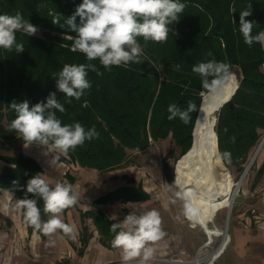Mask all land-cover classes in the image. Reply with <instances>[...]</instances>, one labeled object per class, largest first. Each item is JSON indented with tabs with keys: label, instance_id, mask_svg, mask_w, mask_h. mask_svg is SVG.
Masks as SVG:
<instances>
[{
	"label": "trees",
	"instance_id": "trees-1",
	"mask_svg": "<svg viewBox=\"0 0 264 264\" xmlns=\"http://www.w3.org/2000/svg\"><path fill=\"white\" fill-rule=\"evenodd\" d=\"M180 2L185 4L184 11L179 22L170 25L178 35L170 32L167 41L160 43L138 38L143 49L140 63L107 70L98 60L92 61L102 74L89 71L91 88L79 100L72 98L68 103V98L56 90L54 74L65 64L88 62L82 53L71 51L75 33L66 26L61 28L65 17L71 16L82 0H0V15L20 11L39 29L30 37L16 33L17 42L24 44L23 53L0 48V141L18 151L0 153V160L5 162L0 171V192L8 189L15 192L14 197L23 199L27 181L43 171L36 158L21 150L23 137L10 128L16 114L9 105L13 100L27 99L34 106L46 102L50 92H57L65 112L57 111L56 115L63 124L80 122L86 129L94 126L99 133V138L86 140L66 155L58 153L59 160L108 171L126 165L129 150H145L151 138L172 136L182 148L181 155L185 153L177 161L175 172L178 165L195 163L188 157L200 151L224 199L228 196L235 178L227 165L242 168L264 133V48L258 43L249 47L239 31L240 13L244 10L252 11L247 19L258 23L253 34L264 30V0ZM59 14L63 16L55 25L52 20ZM211 59L227 65L228 74L221 79L219 88L209 93L202 88L201 77L192 71V66ZM230 95L231 102H224L219 109ZM189 103L194 110L188 124L178 117L168 119L170 104L183 110ZM225 152L230 153L229 158L224 157ZM166 172L175 184L174 174ZM65 177L75 182L69 170ZM27 195L37 199L42 218L43 200ZM122 196L137 200L148 197V193L142 185H126L94 200L96 209L86 214L94 217L103 232L111 233L114 221L96 204Z\"/></svg>",
	"mask_w": 264,
	"mask_h": 264
},
{
	"label": "clouds",
	"instance_id": "clouds-1",
	"mask_svg": "<svg viewBox=\"0 0 264 264\" xmlns=\"http://www.w3.org/2000/svg\"><path fill=\"white\" fill-rule=\"evenodd\" d=\"M184 8L185 4L180 0H82L74 13L65 17L61 28L66 26L71 33H75L71 51L82 53L88 62L65 64L61 71L54 74L57 77L55 79L57 92L63 93L64 97L68 98V103H71L72 98L79 100L92 86L88 79L89 71L102 74L92 61L98 60L107 70L114 66L140 63L143 49L138 38L142 37L145 42L151 40L160 43L167 41L170 32L178 35L173 32L170 25L179 22ZM251 15L252 11L249 10L240 13L239 31L244 43L249 47L258 43L264 48V30L253 34V28L258 23L247 19ZM60 16L63 15L59 14L52 23L59 24ZM38 31L37 26L25 20L20 11L15 15L2 14L0 48L7 51L15 49L17 53H23L24 44L17 42L16 33L23 32L30 37ZM208 55L211 56L212 53L209 52ZM192 71L201 77L202 88L212 93L219 88L221 79L228 74V66L211 59L193 65ZM57 92H50L46 102L40 101L34 106H30L27 99L13 100L9 105L16 114L10 128L23 137L26 148L35 143L46 147V155L49 150L66 155L70 150L83 145L86 140L99 138L94 126L86 129L80 122L62 123L56 113L65 112V107L60 103ZM193 110L191 103L183 110L176 104H170L168 119L178 117L183 123L188 124ZM223 155L225 158L230 157L229 152ZM27 194L43 200V212L48 215L46 221L41 219L37 199L28 198ZM176 196L184 200V215L190 220L198 219L200 208L194 202V197L184 191H177ZM79 199V190L72 183L60 180L50 183L38 173L27 181L25 197L18 203L24 209L26 223L35 230L45 235L54 234L58 230L65 235H72L75 226L66 223L62 213L76 205ZM110 230L115 233L111 245L122 251L125 264L141 253L147 261L154 252L151 244L166 235L162 228L161 216L155 209L139 214L130 212L121 222L113 223Z\"/></svg>",
	"mask_w": 264,
	"mask_h": 264
},
{
	"label": "crops",
	"instance_id": "crops-1",
	"mask_svg": "<svg viewBox=\"0 0 264 264\" xmlns=\"http://www.w3.org/2000/svg\"><path fill=\"white\" fill-rule=\"evenodd\" d=\"M21 150L41 163V174L50 183L67 181L68 170L76 177L73 185L78 188L80 199L76 206L62 213L63 220L75 226V232L65 235L58 230L45 235L35 230L25 221L23 207L18 203L21 198L14 197V191L3 189L0 192V264H125L122 251L111 245L115 233L103 232L94 217L86 213L96 209L94 200L126 185H142L148 197L133 200L122 196L98 203L97 208L106 212L114 223L121 222L130 212L139 214L155 209L166 233L151 244L154 252L147 261L141 253L131 260L138 262L129 264H188L176 259H193L197 254L212 259L211 264H264V149L251 177L253 182L249 184L250 178L247 180L243 201L231 212L228 238L220 252L223 239L220 231L226 225H216L215 220L214 227L193 223L184 215L182 200L166 187L167 178L159 181L145 174L139 178L132 176L138 168L133 163L108 171L66 163L59 160L55 150H49L46 155V147L35 143L27 148L23 144ZM4 164L0 160V171ZM161 186L163 190L155 192ZM41 219L46 221L48 215L44 214ZM208 238L212 242L204 245Z\"/></svg>",
	"mask_w": 264,
	"mask_h": 264
},
{
	"label": "rangeland",
	"instance_id": "rangeland-1",
	"mask_svg": "<svg viewBox=\"0 0 264 264\" xmlns=\"http://www.w3.org/2000/svg\"><path fill=\"white\" fill-rule=\"evenodd\" d=\"M234 75L238 76V72L236 70H233ZM217 123V122H216ZM264 133L262 134V136ZM262 138V137H261ZM193 142V140H192ZM9 144L0 141V153H10V154H17L18 151L10 148L8 146ZM23 146V145H22ZM256 148V147H255ZM255 148L252 150L250 155H252L253 151ZM181 146L177 145L175 142V139L172 136H169L165 139H160V140H153L151 138L150 140V146L146 150H129L130 151V160L126 163L124 166H128L130 164H136L138 165V168L135 169V174H130L134 175L135 177L137 176L138 178L141 177L142 174H145L148 177H154L157 180L161 181L162 179L166 181L167 177V170L172 172L174 174V183L173 184L171 181H167L166 187L168 186V189H171L172 191H186V186H185V181H188V183L191 184L190 181V176L188 174H183L180 175L177 172H175V166L178 161V159L184 155H181ZM248 160L243 164L242 168H239L235 165H227L229 167V171L235 178V182L239 181L241 174L243 173V170L246 166V163L249 161ZM260 162V155L257 156L256 160L254 161L253 165L251 166L250 170L248 171L244 182L241 184V188L239 191V194L234 202L232 210L235 208V206L239 205V203H242L243 199V194L245 193V186L247 183V180H249V184L253 182V174L255 173V170L257 169L258 165ZM141 169V171H140ZM133 171V170H132ZM131 171V173H133ZM174 171V172H173ZM146 179V178H145ZM178 181V183H177ZM137 183V182H136ZM163 190V186L156 188L155 192H159ZM181 199V198H180ZM182 200V199H181ZM184 204V200H182ZM184 206V205H183ZM214 211V220L216 225L220 226H225L226 221H227V215H226V209L227 205L225 202H218L214 205L212 208ZM219 212V213H218ZM232 212V211H231ZM204 213L199 214L198 218L203 222L207 217ZM231 217V216H230ZM213 220V221H214ZM193 223H199L196 220H192ZM212 222V221H211Z\"/></svg>",
	"mask_w": 264,
	"mask_h": 264
},
{
	"label": "bare ground",
	"instance_id": "bare-ground-1",
	"mask_svg": "<svg viewBox=\"0 0 264 264\" xmlns=\"http://www.w3.org/2000/svg\"><path fill=\"white\" fill-rule=\"evenodd\" d=\"M261 140H263V143L259 146V150L256 155V158L257 156L261 155L263 152L264 135ZM260 141L258 145L260 144ZM258 145L256 146V148L258 147ZM254 152L255 150L253 151L251 157L253 156ZM188 158L194 159L195 163L178 165L177 173L180 175L188 174L190 176L191 184L188 183V181H185L186 191L187 193L191 194L194 197V202L198 204L200 208V212L205 213L207 215V219L203 222L200 219H196L197 222L202 223L203 225L206 226L212 223L214 220V211L212 208L216 203L225 200L224 202L227 205L226 215H228L230 210L232 211L234 202L239 194L241 184L244 182L247 174L241 181L239 182L237 181L233 184L231 191L229 193H226V195L228 196L224 199L223 190L218 185L214 175L211 173L210 170H208L206 159L203 153L200 151L196 153H191ZM228 224L229 222L226 221L225 228L221 229L220 231V234L223 237L221 247L228 238V228H227ZM198 261L202 262L201 259H199Z\"/></svg>",
	"mask_w": 264,
	"mask_h": 264
},
{
	"label": "water",
	"instance_id": "water-1",
	"mask_svg": "<svg viewBox=\"0 0 264 264\" xmlns=\"http://www.w3.org/2000/svg\"><path fill=\"white\" fill-rule=\"evenodd\" d=\"M233 92H234V91H233ZM233 92H232V93H233ZM232 93H231V95H232ZM231 95L219 105V109L221 108V106H222V104H223L224 102H226V101L231 102ZM203 101H204V99H202V103H203ZM201 107H202V104H201ZM201 107H200V110H199V113H198V116H197V119H196V123H197L198 118H199L200 113H201ZM195 126H196V124H195ZM194 129H195V127H194ZM193 135H194V131H193ZM193 141H194V138H193ZM262 143H263V140L260 141V144H259L258 147L255 149V152H254L253 156L250 158V160L248 161L247 165L245 166V168H244V170H243V173L241 174V177H240L239 181H241V180L245 177V175L248 173V171L250 170L251 166L253 165V163H254V161H255L256 155H257V153H258L259 146H260ZM192 144H193V142H192ZM191 147H192V145H191ZM191 147L188 149V151L191 149ZM186 153H187V152H186ZM178 160H179V159H178ZM176 165H177V163H176ZM239 181H238V182H239ZM230 216H231V210L229 211V213H228V215H227V219H228L227 221H228V222H229V220H230ZM209 226H210V227H214L215 224L210 223ZM208 237H209V236H208ZM208 239H209V238H208Z\"/></svg>",
	"mask_w": 264,
	"mask_h": 264
},
{
	"label": "built area",
	"instance_id": "built-area-1",
	"mask_svg": "<svg viewBox=\"0 0 264 264\" xmlns=\"http://www.w3.org/2000/svg\"><path fill=\"white\" fill-rule=\"evenodd\" d=\"M253 211H255V209H253ZM211 242L210 241H206L204 243V245H209ZM221 251V246L219 247V250L218 252ZM201 259L202 262H199L198 260ZM171 260H174V259H171ZM177 261H180V262H184V263H188V264H211L212 263V259L208 260V259H205V257L203 255H199L197 254L193 259H188V260H182V259H176ZM139 260H134V261H129V263H136L138 262ZM125 263V262H124Z\"/></svg>",
	"mask_w": 264,
	"mask_h": 264
}]
</instances>
